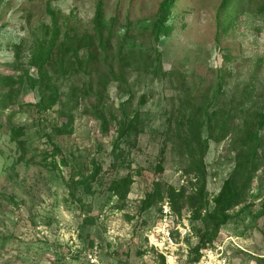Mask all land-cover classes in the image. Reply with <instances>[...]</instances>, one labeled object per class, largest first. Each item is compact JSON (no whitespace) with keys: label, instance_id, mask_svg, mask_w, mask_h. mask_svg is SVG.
Wrapping results in <instances>:
<instances>
[{"label":"rangeland","instance_id":"1","mask_svg":"<svg viewBox=\"0 0 264 264\" xmlns=\"http://www.w3.org/2000/svg\"><path fill=\"white\" fill-rule=\"evenodd\" d=\"M97 1L0 0V76L36 79L32 61L44 58L47 48L40 42L48 38L46 29L53 31L47 8L61 37H72L91 31ZM102 1L113 31L131 50L122 85L106 66L83 68L67 57L47 71L60 97L45 113H37L32 91L10 101V89L0 88V264H194L193 231L203 227L187 208L178 215L166 200L140 216L137 206L153 182L183 186L187 195L198 189L187 181L185 145L175 136L177 124L205 103L198 95L215 93L218 103L208 113L222 104L238 109L246 90L251 102L245 108L264 102V13L257 10L262 0L243 10L238 2L220 9L221 0H173L170 34L160 41L151 32L163 0ZM114 70L118 80L120 71ZM102 80L107 131L94 109ZM127 90L132 99L122 104ZM124 117L137 118L136 129L116 143L114 119ZM8 126L26 128V150L18 148ZM205 151L206 192L214 197L234 168L238 148L227 137L209 141ZM78 154L88 175L93 160L100 167L89 192L70 191L60 163ZM126 176L133 183L118 209L108 190ZM263 200L261 167L246 203L258 207ZM258 215L253 222L234 219L221 227L195 264H264V215Z\"/></svg>","mask_w":264,"mask_h":264},{"label":"trees","instance_id":"2","mask_svg":"<svg viewBox=\"0 0 264 264\" xmlns=\"http://www.w3.org/2000/svg\"><path fill=\"white\" fill-rule=\"evenodd\" d=\"M252 1L221 0L220 9L232 2H238L243 10ZM172 5L173 0H163L158 7L151 32L156 41L165 39L170 34L168 22ZM257 10L264 13V0ZM47 14L51 17L53 31L51 32L49 28L46 29L45 35L48 38L40 42L42 46L47 48L44 58L32 61V66L36 70V79H31L28 74L22 75L18 80L0 76V88L10 89L13 94L10 101L15 96L26 94L30 90L37 100L35 104L38 109L37 113L42 114L52 109L58 103L60 93L59 88L48 79L47 71L52 69L54 65L62 64L67 57L74 60L77 66L83 68L91 67L94 69L98 65H104L108 70V75L114 81L123 84L122 68L131 50L127 48L125 39H121L113 31L112 22L106 17V2L98 0L95 4L91 31H84L80 35L74 34L72 37L64 35L62 38L54 19V13L50 8H47ZM128 37L127 32H124V38ZM80 53H84L82 57H80ZM115 68L120 71L118 80ZM62 71H58L60 73L58 75L62 76ZM216 85V92L218 93L223 84L218 81ZM106 87V80L98 82V90L94 94L96 98L94 109L100 117L104 130L107 131V121L102 114ZM130 93L129 90L126 91L128 96L122 104H127L132 99ZM208 95H198L199 100H203L205 103L196 107L195 111H192L180 124H177L178 131L175 132V136L182 138V145H185L187 181L192 183L194 180L198 189L187 195L183 186L173 188L163 185L159 181L153 182L151 189L145 193L144 198L137 206V213L140 216L152 208L154 204H161L166 200L171 211L178 215L182 208H187L192 221H198L203 227L201 231L198 229L193 231L196 244L190 249V255L191 263L194 264L199 262L201 252L211 247L221 227L234 219H249L250 222H253L259 216V212L264 215V200L258 207L246 203V193L255 179L256 173L261 167H264V102L259 107L257 104H253L248 109L245 108V102H251V93L246 90L243 93L244 101L237 104L238 109L222 104L221 107L208 113V106L217 102L215 93L209 95V99ZM253 106L257 108L254 109ZM237 112H239L240 118H238ZM234 120H240V122L233 124ZM114 124L116 126L115 141L119 143L130 137V134L136 129L137 118L128 120L124 117L122 121L114 119ZM3 129V125L0 124V131L2 132ZM7 129L12 139L18 143V148L23 151L26 150L27 144L24 140L26 128L8 126ZM57 135L60 136L59 133ZM184 135L187 137L184 138ZM227 137H230L232 142L237 144L238 151L235 154V164L220 191L213 197L206 192L205 150L209 141L220 143ZM117 147H114L115 151L118 149ZM54 149L57 147L54 146ZM162 157L161 155V159ZM81 159L82 156L79 154L70 155V161L62 159L60 163L67 168L69 190L72 191L81 187L82 190L89 192L98 177L100 167L97 161L93 160L91 162L93 171L88 175L90 170L88 171L87 166L80 161ZM132 183V179L127 176L111 182L108 192L110 197L116 198L119 205L117 206L118 209H121V205L126 202ZM243 204L244 206H242ZM235 209L237 212L234 213Z\"/></svg>","mask_w":264,"mask_h":264}]
</instances>
